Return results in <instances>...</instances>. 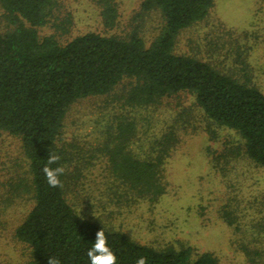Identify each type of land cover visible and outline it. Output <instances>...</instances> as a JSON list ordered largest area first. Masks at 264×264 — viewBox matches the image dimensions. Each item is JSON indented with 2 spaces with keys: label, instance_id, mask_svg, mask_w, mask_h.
I'll list each match as a JSON object with an SVG mask.
<instances>
[{
  "label": "trees",
  "instance_id": "trees-1",
  "mask_svg": "<svg viewBox=\"0 0 264 264\" xmlns=\"http://www.w3.org/2000/svg\"><path fill=\"white\" fill-rule=\"evenodd\" d=\"M56 5L57 0H0L9 24L0 32V130L20 140L28 161L29 179L22 185L32 203L13 234L29 249V264H48V257L61 264H90L86 252L101 229L116 264H135L140 256L146 264H219L211 251L139 243L80 215L66 194L70 158L61 142L65 115L80 99L107 96L124 109L188 92L208 120L234 131L245 156L264 166V93L247 79L175 52L179 33L204 19L213 0H142L141 13L158 10L162 18L149 44L137 29L123 36L88 31L64 43L54 34L39 36L38 28L54 19ZM101 16L106 27L115 25L112 0H102ZM53 26L61 29L62 24ZM134 135L133 120L117 116L103 144L109 172L124 196L155 202L165 190L162 164L176 133H162L144 158L129 149ZM49 154L58 155L57 165L65 169L59 177L62 186H49L42 171ZM222 217L230 225L235 220L225 208Z\"/></svg>",
  "mask_w": 264,
  "mask_h": 264
},
{
  "label": "rangeland",
  "instance_id": "rangeland-1",
  "mask_svg": "<svg viewBox=\"0 0 264 264\" xmlns=\"http://www.w3.org/2000/svg\"><path fill=\"white\" fill-rule=\"evenodd\" d=\"M112 1L117 20L106 27L102 0H57L54 19L38 28L39 36L54 34L64 43L88 31L123 36L137 29L149 44L159 33L158 10L141 13L142 0ZM8 25L0 6V32ZM175 52L247 79L264 93V0H213L204 19L179 33ZM119 103L107 96L87 97L65 115L61 142L70 158L66 194L73 208L139 243L211 251L219 264H262L264 166L245 156L241 138L208 120L188 92L147 107L121 109ZM117 116L135 123L129 149L140 158L162 133H176L162 164L165 190L155 202L124 196L109 172L103 144ZM28 170L20 140L0 130V264L30 261L29 249L13 234L32 203L22 185ZM223 208L235 216L232 225L222 217Z\"/></svg>",
  "mask_w": 264,
  "mask_h": 264
},
{
  "label": "clouds",
  "instance_id": "clouds-1",
  "mask_svg": "<svg viewBox=\"0 0 264 264\" xmlns=\"http://www.w3.org/2000/svg\"><path fill=\"white\" fill-rule=\"evenodd\" d=\"M60 157L56 154H49L47 164L43 167L42 171L46 177L47 183L51 187L62 186L59 179L65 171L63 166L57 165ZM52 165H57L52 167ZM84 218L81 216V220ZM87 257L90 260V264H116L117 257L110 250L107 245V238L103 229L96 232L94 243L92 247L87 249ZM48 264H61L60 260L56 257H48ZM135 264H146V258L140 256L136 259Z\"/></svg>",
  "mask_w": 264,
  "mask_h": 264
}]
</instances>
